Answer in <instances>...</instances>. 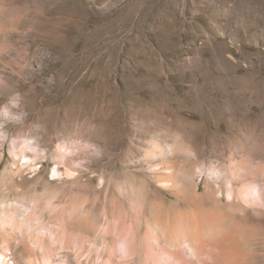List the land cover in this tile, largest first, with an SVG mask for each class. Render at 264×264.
<instances>
[{"label": "rangeland", "instance_id": "rangeland-1", "mask_svg": "<svg viewBox=\"0 0 264 264\" xmlns=\"http://www.w3.org/2000/svg\"><path fill=\"white\" fill-rule=\"evenodd\" d=\"M0 76L4 264H145L157 209L246 247L194 264H264V0H0Z\"/></svg>", "mask_w": 264, "mask_h": 264}, {"label": "bare ground", "instance_id": "bare-ground-1", "mask_svg": "<svg viewBox=\"0 0 264 264\" xmlns=\"http://www.w3.org/2000/svg\"><path fill=\"white\" fill-rule=\"evenodd\" d=\"M4 83V78L0 76V88L4 86ZM169 179L174 189L178 190L174 192L172 189L170 190L168 194V202L170 205H177L182 199L185 201H194V198L198 196L195 191L199 188L198 185L193 189L194 196L190 198V195L182 190L183 188L178 180L172 179L171 177ZM249 187L250 190H257L256 183L250 184ZM27 210L19 217L22 222L32 227L34 221ZM169 217L168 215V218L165 219L162 209H157L155 214L148 213L143 215L145 231L143 232L142 238L148 256L145 264H173L171 260L177 261L180 264H194L192 260L199 258L203 252L210 257H213L212 254L214 252H217V254L220 252V255H226L224 257L225 259L226 257L229 259L232 256L236 258L238 256L245 257L247 254L246 247L240 241V236H238L237 231L224 224L217 216L208 215L203 217L194 212L185 218L180 215L171 220ZM119 220L124 222L126 215H120ZM119 220L114 223V232L118 236V241L117 243L115 242L117 249L125 256L136 254L140 258V254L143 251V244L135 241V228L132 226L133 228H129L128 231H122V223ZM215 236H218L220 241L214 240ZM218 237H215V239H218ZM117 255L118 253L114 251V263ZM5 262L6 256L0 251V264H4ZM228 262L225 261V264H228ZM43 264L83 263L80 260L74 259L64 260L58 263L53 258L45 257ZM91 264L97 263L93 261Z\"/></svg>", "mask_w": 264, "mask_h": 264}]
</instances>
